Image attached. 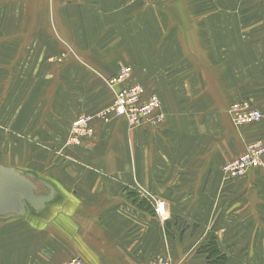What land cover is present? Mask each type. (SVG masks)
Masks as SVG:
<instances>
[{"label": "crops", "instance_id": "0c3cea01", "mask_svg": "<svg viewBox=\"0 0 264 264\" xmlns=\"http://www.w3.org/2000/svg\"><path fill=\"white\" fill-rule=\"evenodd\" d=\"M8 3L5 6L12 10L6 11L4 16L0 0V71L1 67L15 65L20 60L19 65L23 67L19 68L24 73L26 68L32 69V61L47 60L46 51L62 50L64 45H68L67 50L93 53L89 57L103 59L101 66L166 68L172 66L173 57L180 52L202 50L203 40L197 37L201 35L216 36L218 52L215 64L194 58L186 62L188 66L201 65L215 71L217 102L204 85L202 95L196 98L198 101L159 91L162 110L167 114L166 136L159 130L147 136L149 138L142 134L144 139L140 142L135 139L139 133L135 136L121 133L120 139L113 138L110 142L105 137L101 144L92 142L89 146L98 153L80 158L92 164L108 163V167L100 170L101 176L94 171L72 173L74 176L64 172L55 182L47 179L55 190L50 191V203L45 200L40 204L51 205L45 212L46 226H52L56 232L68 228L73 234L71 250L60 251L62 243H58V247L50 245L56 249L57 256L52 251L47 257L26 256L23 264H57L70 254L85 264H152L161 259L173 264H210V260L200 255L207 240L214 243L220 253L218 240L228 241L238 236L246 237L244 242L238 240L240 246L247 242L250 246L256 244L258 249V244L264 242V221L254 215L247 220L237 218L225 222L224 214L226 207L241 199L236 197L241 191L247 196L241 202L251 200L253 205L257 204L256 197L260 193L258 206L263 210L264 189H258L259 192L242 186H209V174L205 170L210 155L214 162L222 161L218 152L227 145L218 140L226 136L223 132L233 134L227 136L235 146L237 140H242V132L254 139L264 138V123L252 132L234 131L227 109L218 106L226 97L227 100L247 97L264 115V0H151L147 3L143 0H77L71 5L51 0L23 3L10 0ZM19 4L23 9L14 11ZM22 28L24 36L19 43L9 45L2 41L9 40L13 33L17 41V29ZM4 47L15 51L11 60ZM72 63L80 65V62ZM198 78L206 83L204 74L196 73L190 79ZM154 82L161 83L163 79L156 76ZM213 100L218 104L216 109L209 108ZM196 104L201 110L205 108L204 112L209 109L217 117L212 123L217 124L209 127L197 108L192 109ZM175 119L186 131L184 139L178 137L180 134L175 139ZM210 128L216 130L217 143L210 141L204 131ZM191 133H196V144ZM244 145L241 150V145L229 146L232 156L235 151L238 157ZM187 146L191 147L190 154L182 161L185 172L181 173L176 170L179 159L176 160L175 149L178 154H186ZM194 146L198 151L193 157ZM199 162L201 170H194V164ZM261 172L249 171L243 179L255 181L254 177H260ZM217 175L222 180L223 177ZM131 179L137 187L130 186ZM235 182L239 181L232 183ZM159 202L164 205L163 218L153 214ZM129 219L137 220L136 224ZM48 239L53 242L52 238ZM20 254L13 255L18 259ZM248 258L254 259L250 264H256V251H248Z\"/></svg>", "mask_w": 264, "mask_h": 264}, {"label": "rangeland", "instance_id": "374dc122", "mask_svg": "<svg viewBox=\"0 0 264 264\" xmlns=\"http://www.w3.org/2000/svg\"><path fill=\"white\" fill-rule=\"evenodd\" d=\"M9 1L1 0L2 14L5 12L4 16H6V11L12 10V8L5 6V3ZM25 1L11 0V2L16 3ZM51 1H56L61 5H71L77 2V0ZM143 1L146 3L151 2V0ZM19 5L14 11L23 9L22 5ZM4 19H2V23ZM6 27L9 29L8 24ZM4 28L2 25V29ZM23 29H17V41L14 33L9 37V40L2 39V41L9 45L19 43L20 38L24 36ZM197 37L203 40V44H200L202 50L182 51L179 55L173 57L175 60L172 61V66L166 68L101 66L99 63L103 59L99 60L94 56L90 58L89 55H93V53L67 50L68 45H64L65 48L62 50L46 51L49 53L48 59L32 61V69L26 68L24 73L20 69L23 67L19 65L20 60L15 65L1 67L0 166L14 168L27 175L37 186L35 196H44L47 198V203H50V191L55 189L51 187L47 179L55 182L60 179V175L62 176L64 172L80 174L94 171L93 173L101 176L100 170L104 169V166H107L108 163L92 164L89 161L84 162L80 159L82 156L88 155L87 157H90L98 153L97 149L89 147L92 142L101 144L100 141L104 142L105 137H108V142L113 138L120 139L119 135L121 133L128 136L129 134L135 136L139 133L140 135L138 134L135 137L138 142L144 139L142 134L146 135L145 138H149L147 136L160 130V133L167 135L168 131L165 132L168 130L166 128V126L168 127L166 125L167 114L162 110L161 100L158 97L160 96L159 91L163 93L169 91L175 96L185 95L188 98H194V101H198L199 99L196 98L202 95L201 92L203 93L204 89L201 86L204 85L217 102L215 71L211 72L212 70L209 68L204 69L205 66L201 65L188 66L186 63L190 62V58H194L215 64L218 57L216 36L201 35ZM4 50L9 56V60H11L10 56L15 54V51L11 50L10 47H4ZM20 54H23V52H19ZM31 54L34 56L36 52L33 51ZM85 54H88V56H85ZM76 60L80 62V65H73L72 62L78 63ZM39 62V65L36 64ZM161 71H165V74ZM196 73L204 74L206 83L201 78L191 80L190 78ZM207 75H211L209 78L211 81H209ZM156 76H160L163 82H154ZM161 84L165 86V89H162ZM231 99L230 97L228 100L227 97L226 99L223 98V103L219 105L213 100L209 108L216 109L217 105L226 108L229 115L228 120L234 131L249 130V132H252L253 129H259L262 126L264 115L249 98ZM244 107L259 111L262 116L261 119L247 122L238 119L239 111ZM195 108H197L198 114L202 115L204 122L207 121L209 127L217 124V122L212 123V119L215 120L217 117L213 116L214 114L209 109L204 112L206 109L201 110L199 105L192 107L193 110ZM193 112L195 113V111ZM208 116L209 119H207ZM80 121L84 123L79 124ZM174 122L175 139L177 134H180L178 137H182L180 139H184L186 131H183L176 119ZM185 125L189 126L188 120H185ZM176 126L178 127L176 128ZM204 131L210 141L213 140L216 143L223 141L227 145L221 152H218L222 161L217 160L214 162L212 155H210L209 164L205 170L209 174V186H242L250 187L253 191L260 188L264 189V167L254 169L262 172L260 177H254L255 181L251 182L247 181V178L243 179L245 176L233 177L223 171V166L229 160H234L235 154H237L234 151L232 156L233 151L230 147L238 148L241 145L239 149L241 150L245 144L244 141L249 142L244 145L245 148L254 142L264 144V138L254 139L242 132V140L240 142L237 140L235 146L227 136V134H230L229 132H223L222 135L226 136L217 141L216 130L210 128ZM191 134L193 144H196V133ZM188 137L189 135L186 134V138ZM178 148L183 150L182 147ZM190 148L186 147V154H178L175 149L176 160L179 159L176 170L181 173L185 172L182 161L184 157L188 158ZM107 149L110 148L107 147ZM192 149L194 157L198 149L195 146ZM104 154H107V152H104ZM194 170H201V162L194 164ZM218 173L223 177L222 180L218 178ZM180 178L181 176H178L179 181H181ZM236 180L239 182L232 183ZM97 181L101 182L102 179H97ZM130 186L137 187L134 179H131ZM258 191L261 192V190ZM243 193L241 191L240 196L237 195L236 197L246 198L247 196H243ZM230 197L224 196V198ZM256 198H258L256 205H253L251 200L241 202V199H238L233 205L226 207L228 210L224 214L225 222L228 220L231 222L237 218L247 220L254 215L257 220L263 222L264 213L261 211H264V209L261 210L258 206L261 202L259 201V198H262L261 194L259 193ZM160 206L162 207L161 210ZM163 206V203L159 202L154 207L153 214L163 218ZM50 207L51 205L44 206L40 204L35 207L28 206L25 217L0 220V264H23V262H26V256L47 257L49 252H56V249L50 248V245L58 247V243H62L60 251L67 252L71 250L70 241L73 234L70 233L68 228H62L56 232V229L52 226H46L47 214L45 215V212ZM255 208H259V210ZM130 215L133 214L130 213ZM130 222L136 224L137 220H130ZM48 237L52 238V243ZM228 239L230 240L226 241L221 238L220 242L218 240L216 243L220 253L214 248V243L208 239L200 255L204 256L206 261L210 260V264H250V260L254 261V259L248 258V251L255 250L257 253L256 264H264V242L258 244V249H256V244L251 243L252 246H250L245 242L243 248L238 240L244 242L246 240L245 236L243 238L238 236L237 238ZM16 252L21 253L18 259L15 258L16 255H13ZM54 254L57 256V252ZM73 258L78 257L70 254L62 259L63 262L57 264H65ZM161 260L164 264H173L168 259Z\"/></svg>", "mask_w": 264, "mask_h": 264}, {"label": "water", "instance_id": "95a60500", "mask_svg": "<svg viewBox=\"0 0 264 264\" xmlns=\"http://www.w3.org/2000/svg\"><path fill=\"white\" fill-rule=\"evenodd\" d=\"M35 184L19 170L0 166V220L25 217L28 206L43 204L47 198L35 196Z\"/></svg>", "mask_w": 264, "mask_h": 264}, {"label": "built area", "instance_id": "2783aa9c", "mask_svg": "<svg viewBox=\"0 0 264 264\" xmlns=\"http://www.w3.org/2000/svg\"><path fill=\"white\" fill-rule=\"evenodd\" d=\"M239 117L241 121H258L261 119V113L259 111L244 107L239 111ZM80 123H84L80 121ZM87 126V124H86ZM264 167V144L254 142L246 146L245 150L234 160L227 162L223 166V171L233 177L244 176L247 172ZM161 208V206H160ZM160 212V210H159ZM161 214V212H160ZM65 264H85L79 258H73ZM152 264H164L162 260H157Z\"/></svg>", "mask_w": 264, "mask_h": 264}, {"label": "bare ground", "instance_id": "6f19581e", "mask_svg": "<svg viewBox=\"0 0 264 264\" xmlns=\"http://www.w3.org/2000/svg\"><path fill=\"white\" fill-rule=\"evenodd\" d=\"M162 209V207L160 208V210ZM38 224V223H37ZM41 226V225H40ZM42 228V227H41Z\"/></svg>", "mask_w": 264, "mask_h": 264}]
</instances>
